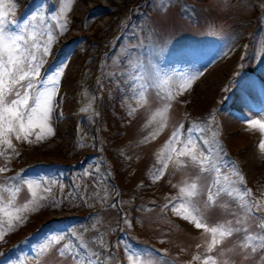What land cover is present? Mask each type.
<instances>
[{
    "label": "rangeland",
    "instance_id": "1",
    "mask_svg": "<svg viewBox=\"0 0 264 264\" xmlns=\"http://www.w3.org/2000/svg\"><path fill=\"white\" fill-rule=\"evenodd\" d=\"M189 1L195 6H187L182 0H71L70 8L65 13L66 29L73 23V28L69 30V38L74 37L76 33H83L87 36V40L84 41L86 45L83 49H75L69 56L64 54L60 59L55 60L56 67L62 68V73L64 72L63 82L61 81L57 89L58 92L63 90V95H60L57 101L62 103L61 109L65 108V115L56 118L51 113L49 123L52 134L42 141L35 139V132L40 131L36 128L29 137L31 143L12 137V148L0 144V153H2L0 162L8 163L5 165L7 170L17 166L18 163L28 164L36 160H60L68 161L72 165H81L75 167L79 169L82 167L80 172L82 177L75 175L74 180L75 192L82 193V204H79L80 201L76 202L75 193L67 194L66 200L62 201L60 196L62 194H58L57 187L48 185L44 180L51 177L53 183L61 181L64 185L62 187L69 190L72 184L69 179L59 177V174L52 176L45 173L44 178L39 176L35 182L41 183L38 187L44 189V194L41 196L50 198L53 204L36 209L34 215L40 222L49 216L79 214L77 209H81V212L93 209V215L89 218L92 219L87 226L89 230L96 228L99 231L92 238L97 242L102 240L106 243L108 237L116 235L119 241L115 246L125 264L132 262L142 264L143 261L146 264L170 263L147 254L142 256L137 253L131 254L124 249L121 244L123 239L118 234L120 215L116 197H113L115 191L116 195L120 194V205L130 211L127 218H122V228H126L134 240L148 241L159 247L163 254H170L183 263L200 264V261L194 260L193 257L204 254L211 240L210 234L205 233L203 229L195 228L192 223L175 214L171 206L165 207L170 200L175 199L174 196H180L181 187L192 182L191 178L197 177L194 169L196 167L187 158H182L181 161L187 166H178L175 160L172 162L168 160L169 169H165L160 160L168 155L166 142L172 135L173 122L180 118L184 107L191 112L205 110L209 103L219 97L224 89V80L230 76V73L237 71L239 61H243V64L249 68H254L253 62L256 58H260L261 55L264 59V28L263 32H256L252 46L253 53H247L245 56H243L242 43L246 29L242 33L238 32L241 26L247 27L241 23V20L243 18L248 20L261 11L264 0ZM13 2L15 8L9 15L20 11L24 5L17 0ZM55 2L57 9L55 12L52 9V15L58 18L64 0H55ZM107 4L111 8L107 15L98 13L92 16L89 12L93 5ZM145 11L149 12V17ZM80 17H83V20L79 23L77 19ZM260 21L264 27V15ZM29 24V20L23 18L20 27L25 29ZM52 27L57 28L54 42L50 54L43 57L40 71L47 65V59L54 54L52 48L61 44L58 34L63 35L66 30L57 27V20L52 23ZM33 28L34 32L43 29ZM46 32L44 40L37 39L39 42L46 41ZM179 37L183 42H189L186 48L179 52L182 58L202 55L207 48L216 51L222 44L233 39L229 42L230 47L225 53L226 56L218 58L212 66L211 64L205 66L200 75L181 76L176 72H170L169 75L164 74L166 78L158 82V85H153L155 82L153 73L165 57L168 42L176 41ZM109 45H111L110 49ZM103 54L106 57L103 58L102 73L93 81L95 89L93 93L90 86L91 78L96 77V65L100 63L99 56ZM97 60L98 64H95ZM87 61L92 66L85 69ZM254 71L264 83V76L258 71L257 66ZM191 77L195 78L191 80L190 86L181 91L182 80ZM248 79L249 74L240 78L241 83ZM163 86L170 89L174 99H166ZM141 91H143V99L140 98ZM250 94L253 100L258 101L256 93ZM228 96L236 100L237 109L247 113V117L243 121H238L234 117L222 114L218 120L219 127L224 130L221 139L228 149L234 152L242 171L240 172L244 177L252 180V188L257 191L260 204L264 205V151L258 147L261 134L254 137L255 129H251L252 132L249 133L238 130L242 126L249 127L248 120L264 121V114L250 112L246 101L239 96L237 87H230ZM165 103L170 105L165 116L152 120L153 113L162 109ZM53 107L56 108L57 105L53 103ZM133 109L135 111H132ZM90 125L95 130L94 134L97 138L93 135V130L89 129ZM73 126L77 127L75 134H73ZM13 152L21 156L15 159ZM87 158H94L95 161ZM87 160L89 163L86 164ZM91 166L94 167V171L87 169ZM162 168L161 176L159 170ZM102 169L106 177L97 172ZM220 172L224 178L232 179L230 170L221 168ZM100 176L101 178L98 179ZM156 176H160V179H154ZM197 179L201 190L195 204L201 209L204 222L210 227L217 223L231 222L233 228L241 229L226 238L212 254L217 255L223 251L221 259H227L229 264H264V253L260 252L258 247L255 252L251 247L246 249L239 247L247 234L253 236L258 234L257 227L243 225L234 212L235 202L226 196L225 199H217L214 206H209L201 197L206 187L207 176L198 175ZM45 189L50 191L46 192ZM6 197L9 199V195ZM36 198H39L38 194ZM11 199L13 203L17 202L19 207H22V204L33 197L29 191H22L11 194ZM40 201L39 199L38 202ZM221 201L229 202L230 206L224 205L218 208ZM31 207L33 206L29 204V209ZM62 207L72 210L67 211L66 208L63 210ZM247 209L243 198L238 205V211L243 212ZM132 211L139 213L140 218L131 215ZM260 223L261 221L258 224ZM17 229L15 225L11 232L14 235L12 238L18 236ZM74 230L80 234L75 226ZM6 236L7 233H4L0 239ZM48 237L45 238L46 241ZM51 237L53 245L51 244V247L40 255L39 264H70V255H62L57 251L54 248V238ZM87 243L90 247L93 246L88 240Z\"/></svg>",
    "mask_w": 264,
    "mask_h": 264
},
{
    "label": "snow or ice",
    "instance_id": "2",
    "mask_svg": "<svg viewBox=\"0 0 264 264\" xmlns=\"http://www.w3.org/2000/svg\"><path fill=\"white\" fill-rule=\"evenodd\" d=\"M70 5L71 0H64L59 9L57 27L61 29H66L67 20L65 19V13L69 10ZM6 6L7 10H5ZM14 8L13 0H0V144L6 145L7 148L13 147L12 137L16 140H24L31 143L32 141L29 137L33 135L36 128L40 129L39 132H35L36 141H42L52 134L49 121L55 86L59 83V77L62 74V68L57 67L51 76H47L46 79L41 78L40 68L43 63V57H46L51 52V45L54 42L53 33L49 31L46 34V41L39 42L36 38V33L29 31L27 28L21 29L20 32L10 31L7 25L15 23V21L9 20L8 17ZM60 21H63V23ZM194 78H184L180 84L181 91L186 90ZM40 84H51L52 87H38ZM140 98L143 99V91L140 92ZM166 99L171 100L174 97L169 93ZM169 107L170 105L165 103L162 109L153 113L152 120L157 117H164ZM132 111H135V109ZM247 123L250 129H258L261 132L258 147L261 151H264V121L248 120ZM191 131V129L188 130V132ZM177 145L180 147L177 148ZM166 146L168 155L160 160L164 168H167V161L173 158L172 154H175L178 166H187L180 159L187 158L193 166L198 167L201 173L209 170L206 167L209 163L207 155L203 151L198 155V144L190 136H185L179 128L169 137ZM3 171L5 169L0 168V172ZM211 171L218 172L219 169L213 165ZM159 172L162 176L163 168ZM236 175L239 176L242 182L243 177L239 173H236ZM154 179H160V176H156ZM25 183L28 184V191L33 199L18 208L13 207L11 194L13 192L19 193L20 188L5 186V190L9 193V199L7 204H4L3 197H0V229L7 225V229L11 231L14 224L21 222L24 218L21 214L30 210L29 204L39 207L38 200L44 199L43 196L37 199L36 193L32 190L33 185L27 181ZM200 190L197 180L193 179L192 182L181 187L179 190L180 196L170 200L165 207L171 206L175 214L192 223L195 228L203 229L205 233L210 234L211 240L207 244L204 254L194 256V260L200 261V264H229L227 259H221L223 251L217 255L212 253L226 238L233 236L234 233L241 231V229L233 228L231 222L217 223L211 227L205 223L201 209L195 204L196 198L200 195ZM45 191H50V189H45ZM225 193L233 198L237 196L236 193L220 187L219 179H217L214 184L208 186V204L214 206L217 198ZM247 195H251V190H246L239 195V198L243 199ZM246 203L249 206V212L264 210V205L259 203L253 204L250 201ZM35 207L31 210H35ZM257 227L261 229V232L256 236L247 234L244 241L239 245L241 249L251 247L253 252L257 250V247L264 249V221H261ZM3 234V232H0V237ZM61 254L63 255V253ZM77 256L78 254H73L74 259Z\"/></svg>",
    "mask_w": 264,
    "mask_h": 264
}]
</instances>
